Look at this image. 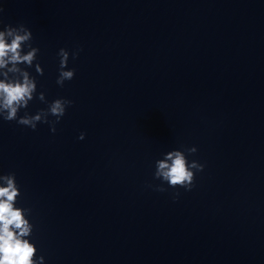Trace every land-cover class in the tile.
<instances>
[{
  "label": "clouds",
  "instance_id": "obj_1",
  "mask_svg": "<svg viewBox=\"0 0 264 264\" xmlns=\"http://www.w3.org/2000/svg\"><path fill=\"white\" fill-rule=\"evenodd\" d=\"M4 28L6 32L0 31V68H3L10 61L14 67L9 71L19 72L20 70L15 68V64L27 62L30 66L39 50L33 48L22 56L20 54L21 44L29 41L32 33L23 24H20L19 28H13L11 25H6ZM6 34L12 37L10 44L5 41ZM77 54L73 53V56L75 57ZM58 55L60 56V68L56 82L63 86L65 81L74 78L75 69L64 70L68 58L65 49L61 48ZM38 74L43 75L42 72H38ZM21 75L22 80L11 82L0 80V117L5 121H16L20 125L35 130L36 122L49 123V121L47 119L41 121L40 114L31 117L28 115L18 117V109L28 106V102L33 99V93L36 90L35 78L30 79L26 72H22ZM43 95L40 93L39 98L42 99ZM72 103L71 100L58 98L50 104L49 113L56 117V120L50 124L51 131H56L55 124L59 123L66 112V108ZM79 139H84L83 133L80 134ZM187 151L190 154L195 153L196 148L192 147ZM203 168L204 165L196 161L189 163L181 151H172L165 160L158 162L156 176L162 177L170 187L179 186L191 190L194 186V172L202 171ZM2 178L6 180L7 186L0 187V264H42V256L37 261L33 260V256L37 252L35 244L30 243L27 239H22V237L29 236L32 226L24 218L22 210L14 207L15 199L19 194L14 182V173ZM159 190L164 191L163 188Z\"/></svg>",
  "mask_w": 264,
  "mask_h": 264
}]
</instances>
